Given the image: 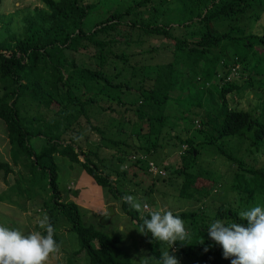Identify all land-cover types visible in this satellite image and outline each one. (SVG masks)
<instances>
[{
  "label": "trees",
  "instance_id": "trees-1",
  "mask_svg": "<svg viewBox=\"0 0 264 264\" xmlns=\"http://www.w3.org/2000/svg\"><path fill=\"white\" fill-rule=\"evenodd\" d=\"M40 1L42 8L21 17L20 30L6 29L0 35V122L9 156V161L0 157V175L4 181L13 166L24 171L0 193V201L10 203L11 195L32 200L34 192L46 189L49 195L42 206L57 243L59 214L73 228L78 244L73 252H83L89 264H137L117 236L82 224L77 205L60 199L54 157L79 163L96 185L119 199L122 212L138 227L142 220L122 201L116 182L128 173L165 176L154 155L180 141L181 164L172 167L182 176L178 196L201 205L206 197H216L218 204L211 217L194 209L173 212L186 220L190 239L177 241L172 250L182 264H231L207 229L217 219L247 226L239 209L264 207V167L246 166L226 149L230 141L217 140L239 138L254 153L263 142L264 120L235 108L228 94L238 91L243 81L250 84L251 78L237 80L249 58H264V33H246L236 26V17L243 14L257 21L264 0H173L176 5L161 9L157 5L170 0ZM156 36L169 43L149 40ZM160 47L168 50L167 59L163 49L157 52ZM256 64L247 74H259ZM27 106L38 111L25 115ZM174 127L179 129L173 132ZM85 132L113 146L119 168H97L91 157L100 162L102 157L82 150L75 140L81 134L86 139ZM34 137L43 141L37 150L29 142ZM200 154L229 161L234 166L230 182L221 183L208 161L199 167ZM141 237L150 256L159 260L162 243L150 233Z\"/></svg>",
  "mask_w": 264,
  "mask_h": 264
},
{
  "label": "rangeland",
  "instance_id": "rangeland-1",
  "mask_svg": "<svg viewBox=\"0 0 264 264\" xmlns=\"http://www.w3.org/2000/svg\"><path fill=\"white\" fill-rule=\"evenodd\" d=\"M98 0H83V3L96 2ZM109 0H104L107 2ZM130 0H123L124 3H128ZM97 4V3H96ZM157 5V4H156ZM176 5L173 0L167 3H161L158 6L159 9L162 7H172ZM42 8L43 4L40 0H1L0 2V35L6 33V29L20 30L21 17L32 11L33 8ZM250 15V14H249ZM249 15H240L237 18L236 26H238L246 33L252 34H263L264 33V9L259 15L257 21L253 17H247ZM145 16V15H144ZM235 21L231 23L234 24ZM230 23V24H231ZM227 24H223L217 29L220 31L224 29ZM151 42H161L162 44H168L169 42L162 36L150 37ZM163 47L157 49V52L161 51ZM257 49H262L261 46H257ZM163 57L166 59L169 57L168 50H162ZM157 59L160 57L157 56ZM140 63L138 58H133ZM147 57L144 61H148ZM258 75L253 73V65ZM253 74H247L249 69ZM245 70H242L243 75L241 78L237 77V80H244L245 78H251L249 85H245V81L242 82L241 87L238 91H232L228 94L233 99L234 106L237 109L249 111L254 117L260 121L264 120V58L250 57ZM263 71V72H262ZM231 74H229L230 76ZM234 77H236L234 75ZM245 77V78H242ZM244 84V85H243ZM243 85V86H242ZM233 106V107H234ZM25 115H32L36 113L37 108L27 106ZM116 116V115H114ZM103 117V116H102ZM101 117V118H102ZM91 120H94L91 117ZM189 124V123H188ZM181 125V124H180ZM179 125V126H180ZM177 127L172 130L175 132ZM87 138H83L82 134L75 140L81 146L82 150L91 149L97 151L98 156L102 157L101 162L94 157H91L94 164L98 169L105 171L109 168H117L115 157L118 155L112 145L98 141V136L91 133L85 132ZM189 134V133H188ZM85 136V137H86ZM75 141V142H76ZM220 142L230 141L227 145V150L233 155L239 156L245 165L264 167V139L258 148L259 155H256L254 151H249L246 142L235 137H222ZM240 141V142H239ZM31 146L34 150H37L43 141L37 137L32 138L30 141ZM98 149H96V147ZM180 141H172L169 146L163 147V149L154 155V162L156 167L165 168L167 171L166 175L159 177L157 175L144 174L143 176L137 175L132 177L131 174H127L122 182H116V188L118 192H122L123 195H131L136 197L141 202L148 203L153 210L167 209L172 212L181 210L196 209L201 211L203 216L211 217L214 213V208L218 204L216 197L215 201L206 197L202 205L197 201L185 200L178 196V189L180 187L182 176H178L172 172L173 164H181V159L177 154L179 149ZM116 154V155H115ZM206 155V154H205ZM199 155L196 159V164L201 167L207 161L210 163L216 172L220 173L221 183L224 184L230 182L231 173L234 166L230 165V162L221 156L215 155ZM0 157L6 161H9L8 156V143L4 131V126L0 122ZM78 159L82 160V155L78 156ZM54 162L57 166L56 170V187L62 201H71L78 207V213L80 215L81 223L84 225L91 224L96 229L102 231L109 236H117L119 238L120 247L130 255V257L138 262L142 255H149V252L145 248V244L142 241L141 234L136 230L138 227L135 224V220L131 219L127 214L122 212L120 207V201L111 192H108L106 188L96 185L92 179L84 172L79 163L70 162L63 156H55ZM127 164V163H125ZM106 165V166H105ZM177 165H174V168ZM103 167L105 169H103ZM119 168V167H118ZM24 172L20 166H13V172L9 173L4 181L0 175V193L2 191L7 192L6 189L9 187L17 175ZM130 172V171H129ZM231 172V173H230ZM139 176V177H138ZM115 175L111 174L110 179H114ZM153 184V186H150ZM224 184L222 189L225 188ZM226 185V184H225ZM216 192V191H215ZM48 192L46 189L34 192L31 196H34L32 200L22 201L20 198H16L11 195V202L17 201L16 204L6 203L0 201V225L6 226L11 229H18L24 234H28L33 231H40L38 226L37 218L47 213L46 207L42 206V202L47 201ZM112 206V215L109 217L105 224L100 223L101 217L106 213L107 206ZM239 209V208H238ZM244 211L243 209H239ZM249 210V209H248ZM134 211V210H132ZM138 218L140 214L134 211ZM52 213V212H51ZM186 221V220H185ZM247 222V221H246ZM186 225V222H185ZM57 236L60 237L61 242L60 251L52 254L46 264H89L87 256L83 253H74L78 247L77 239L75 237L73 228L65 221L62 215H57L55 223ZM187 229V228H186ZM121 230H123L121 232ZM188 230V229H187ZM167 244H162L161 250H168ZM172 250L174 255L180 264L182 259L179 254Z\"/></svg>",
  "mask_w": 264,
  "mask_h": 264
},
{
  "label": "clouds",
  "instance_id": "clouds-1",
  "mask_svg": "<svg viewBox=\"0 0 264 264\" xmlns=\"http://www.w3.org/2000/svg\"><path fill=\"white\" fill-rule=\"evenodd\" d=\"M121 199L140 214L142 223L136 229L140 234L150 233L152 240L167 244L170 249L177 241L185 243L190 239L185 221L171 210H153L148 203L131 195ZM239 218L246 220L247 226L217 219L208 227V236L222 247L224 259H231V264H264V207L253 206L241 211ZM37 223L43 233L24 234L0 225V264H46L50 255L60 251L47 213L38 217ZM137 264H179V261L170 251L162 250L159 260L145 254Z\"/></svg>",
  "mask_w": 264,
  "mask_h": 264
},
{
  "label": "water",
  "instance_id": "water-1",
  "mask_svg": "<svg viewBox=\"0 0 264 264\" xmlns=\"http://www.w3.org/2000/svg\"><path fill=\"white\" fill-rule=\"evenodd\" d=\"M112 213H113L112 206L108 205L106 213L100 219V223L105 224L107 220L109 219V217L112 215Z\"/></svg>",
  "mask_w": 264,
  "mask_h": 264
}]
</instances>
